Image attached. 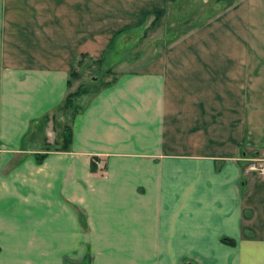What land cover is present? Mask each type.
<instances>
[{"label":"crops","instance_id":"1","mask_svg":"<svg viewBox=\"0 0 264 264\" xmlns=\"http://www.w3.org/2000/svg\"><path fill=\"white\" fill-rule=\"evenodd\" d=\"M178 1L0 0V264H264V0L146 48ZM156 13L46 150L79 56Z\"/></svg>","mask_w":264,"mask_h":264},{"label":"trees","instance_id":"2","mask_svg":"<svg viewBox=\"0 0 264 264\" xmlns=\"http://www.w3.org/2000/svg\"><path fill=\"white\" fill-rule=\"evenodd\" d=\"M159 17H160V13L154 14V19L150 23V25L147 28H145L144 30L145 32L143 36H140V31H139L142 28L134 29V30L132 29V30L122 33L120 37L118 38V40L116 41V44L114 45V47L103 58L96 59L87 53H82L79 56L78 61H77V67L70 74V79H69L70 85L73 84V81L75 79L81 76V72L79 71V66L83 67V63L86 60L92 61L96 65H98L103 76L113 75V77L109 80L97 77L95 80H93L92 84L86 85V84L80 83L75 90H71L68 92L62 104H60L57 109L58 113H61L62 115L66 117L63 122L58 123L59 125L61 124V129L60 127L56 126V133L58 136L57 142L55 144H50V143H47L46 141V150H52V149L67 150L69 149L71 145V141H72V127L70 126L69 121H71L75 117V115H77L78 113L83 112L86 108V105L84 106L81 100L85 99V97L91 98L97 95L98 93H100V91H102V89L113 85L118 78L117 73L113 71L114 69L112 67L103 69V66L105 64L112 65L114 61L116 64V62L119 60L120 55L131 46V42H133V40L136 39L137 37H139L140 40L146 38L149 28L152 27L156 23ZM129 36H131V40L125 46H123L120 51H118L120 40H123L124 38H127ZM118 52H119L117 56L118 59L112 60V56L114 54L117 55ZM45 157H46V153H39L37 155L38 162H42ZM92 168L95 169L94 163L92 165ZM223 239L225 241H229L230 243L235 242L232 239H228V238H223Z\"/></svg>","mask_w":264,"mask_h":264},{"label":"rangeland","instance_id":"3","mask_svg":"<svg viewBox=\"0 0 264 264\" xmlns=\"http://www.w3.org/2000/svg\"><path fill=\"white\" fill-rule=\"evenodd\" d=\"M239 0H181L176 3V24L174 28H170L168 32H166L165 35L163 33H159L158 35H155V38L148 40L145 47L146 48H155L154 44L156 40H160V38H166L165 40L167 42L175 39L176 37L183 34L185 31L192 27H197L200 24L204 23L210 17L214 16L216 12H219L220 10L224 9L225 7H228L234 3H236ZM178 7V9H177ZM152 18V17H151ZM143 31L142 33H144ZM132 36V35H131ZM130 37V36H129ZM144 42V39H143ZM142 42V43H143ZM128 43V41L120 42L118 51L121 50L123 46H125ZM133 53V52H132ZM118 54H114L112 56V60L118 59ZM109 67H112L115 69L117 74L118 72H121L123 68L116 67L115 61L112 65L105 64L103 66V69H107ZM132 70L134 69V66L130 67ZM129 69V68H128ZM79 71L81 72V76L73 81V88L77 86V84L83 83L86 85H90L93 83V80H95L97 77L109 80L113 77V75H105L101 73L100 68L98 65H96L92 61H85L83 63V67L79 66ZM90 99V97H85V99H82L81 102L85 106L87 105V101ZM51 139L54 138L53 133H50Z\"/></svg>","mask_w":264,"mask_h":264},{"label":"built area","instance_id":"4","mask_svg":"<svg viewBox=\"0 0 264 264\" xmlns=\"http://www.w3.org/2000/svg\"><path fill=\"white\" fill-rule=\"evenodd\" d=\"M246 171L257 174L260 178H264V153L261 155L248 157Z\"/></svg>","mask_w":264,"mask_h":264}]
</instances>
